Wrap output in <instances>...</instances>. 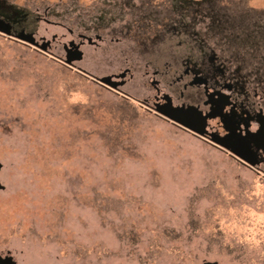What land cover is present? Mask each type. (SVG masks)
Here are the masks:
<instances>
[{"label": "rangeland", "instance_id": "rangeland-1", "mask_svg": "<svg viewBox=\"0 0 264 264\" xmlns=\"http://www.w3.org/2000/svg\"><path fill=\"white\" fill-rule=\"evenodd\" d=\"M0 3L28 13L37 39L101 35L74 64L96 77L130 67L123 90L137 98L153 91L146 62L180 41L264 79V0ZM51 44L0 34V251L17 264H264V179Z\"/></svg>", "mask_w": 264, "mask_h": 264}, {"label": "flooded vegetation", "instance_id": "flooded-vegetation-1", "mask_svg": "<svg viewBox=\"0 0 264 264\" xmlns=\"http://www.w3.org/2000/svg\"><path fill=\"white\" fill-rule=\"evenodd\" d=\"M27 18L28 13L0 3V19L10 25L9 38L44 53H52L51 43H62L64 58L58 57L61 63L77 49L82 59L84 43L105 42L98 33H78L75 38L65 41H58L55 35L50 40L37 39L35 31L24 26ZM21 30L32 33L44 50L15 39L14 35ZM68 30L72 34V30ZM179 48L175 55L167 54L170 60L162 64L155 63L156 56L146 62L144 83H148L153 91L139 98L123 90L133 75L130 67L105 75L110 76L109 81L114 84L109 87L98 82L100 77L74 64L79 60H74L71 66L63 64L124 98L136 99L147 111L226 152L264 179V79L253 81L250 74L240 72V66L233 70L232 55H225L216 46L214 49L201 43L180 41Z\"/></svg>", "mask_w": 264, "mask_h": 264}, {"label": "water", "instance_id": "water-1", "mask_svg": "<svg viewBox=\"0 0 264 264\" xmlns=\"http://www.w3.org/2000/svg\"><path fill=\"white\" fill-rule=\"evenodd\" d=\"M0 33L5 34L7 36H11L10 25L2 19H0ZM14 38L17 40L23 41L25 43H28L30 45H34L35 47L44 50V47L39 45L35 41V38L32 33H27L24 30H21L19 33L14 35ZM80 59H81L80 50L77 49L73 52L72 56L67 55L66 58L63 60V63L68 66H71L74 60H80ZM109 79H110V76H104V77L97 78L98 82L102 83L103 85L114 87L113 86L114 84L112 85ZM1 167H2V164L0 163V169ZM0 189H3V186L1 184H0ZM0 264H17V263L14 257H12L8 251H0ZM205 264H216V262L208 261Z\"/></svg>", "mask_w": 264, "mask_h": 264}]
</instances>
